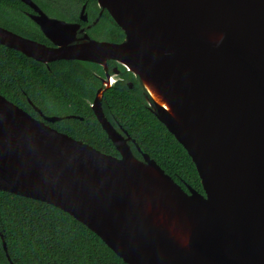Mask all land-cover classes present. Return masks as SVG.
<instances>
[{"label":"water","instance_id":"95a60500","mask_svg":"<svg viewBox=\"0 0 264 264\" xmlns=\"http://www.w3.org/2000/svg\"><path fill=\"white\" fill-rule=\"evenodd\" d=\"M22 1L36 8L31 17L55 46L1 24L0 44L48 66L104 65L108 78L92 108L120 156L46 123L62 117L33 104L39 119L0 92V190L68 212L127 264H264V0H97L124 31L121 43L83 40L80 24ZM108 59L140 78L204 192L186 190L108 119L103 94L117 80Z\"/></svg>","mask_w":264,"mask_h":264},{"label":"trees","instance_id":"16d2710c","mask_svg":"<svg viewBox=\"0 0 264 264\" xmlns=\"http://www.w3.org/2000/svg\"><path fill=\"white\" fill-rule=\"evenodd\" d=\"M36 1L50 14L63 16L58 5L51 4L52 0ZM68 1L77 9L84 2ZM23 7L28 8L21 0H0V24L24 36L44 40L45 36L22 11ZM63 17L67 18L66 15ZM114 26L122 38L121 27L115 23ZM100 68L87 61L65 59L48 66L0 44V92L3 95L37 118L40 114L33 104L46 115L63 116L61 120L49 123L103 152L119 156L91 107L97 89L102 85L93 70L104 74ZM123 76L124 80L103 94L106 116L124 127L141 149L186 190L191 186L204 192L191 156L149 107L140 82L127 70ZM127 81L135 82L132 89L127 86ZM68 115H79L84 119ZM132 147L141 157L135 144L132 143ZM1 235H4L14 264H127L94 231L68 212L47 202L2 190L0 264H9Z\"/></svg>","mask_w":264,"mask_h":264},{"label":"flooded vegetation","instance_id":"af4514ba","mask_svg":"<svg viewBox=\"0 0 264 264\" xmlns=\"http://www.w3.org/2000/svg\"><path fill=\"white\" fill-rule=\"evenodd\" d=\"M33 1L38 5V7H40L42 9V11H44L50 17L58 18V19H61V20H65L67 22H72V23H78V24H80V28L78 30V36H79V38L80 37H83V40L84 39L85 40H88V38H85L84 37L86 34L91 39H95V40H98V41H107V42H112V43H121V42H123L125 40V33H124V36L122 38L119 36V34L117 33V30H116V28L114 26V23L117 24L116 21L113 19V17L111 16V14L109 13V11L107 9H102V7L99 5V3H98L97 0L96 1L84 0V2L81 3V6H79L80 8H78V9L77 8H74L68 0H61V1L52 0V3L51 4H54V5L57 4L58 7H59V9H60L59 11L63 14V16L66 15L67 18H65L63 16H58V15L50 14L36 0H33ZM23 3L29 9L23 7L22 8V11L29 18H31L34 21V19L31 17V15H33V14L34 15H37L38 14V12L36 11V8L32 7L31 5H29L28 3L24 2V1H23ZM84 8H85V10L83 12V9ZM84 15H87V20H84L82 18V16H84ZM113 21H114V23H113ZM35 24H37V23L35 22ZM37 26L40 29V31L42 32L40 26L38 24H37ZM113 34H114V36H113ZM43 35H44V33H43ZM44 38H45L44 40H41L39 38H37V39L32 38V39H35V40L40 41L42 43H45L48 46H55V44H54L53 41H51L50 39H48L46 36ZM60 60H62V59H60ZM52 62H54V61H52ZM87 62H89V61H87ZM90 63H94V64H97V65H100L101 66L100 69H103L104 70V74H101V73H99L96 70H93L94 73H95V75L98 76L100 78L101 82H102V85L97 89V92H98V90L101 87H103V81H104V79L108 78L107 77V74H106V67L104 65H102V64H98V63H95V62H90ZM106 63H107V69H108V72H109L110 76L111 75H116V77H117L116 83L118 81L124 80L123 74H125V70H127V71H129V70L123 64L119 63L115 59H108ZM129 72H131V71H129ZM133 75L136 77V79L140 82L141 86L143 87L140 78L138 76H136L134 73H133ZM132 83H133V86L131 87V84ZM126 84H127V86L130 89H132L134 87L135 82L134 81H127ZM97 92H96V95H97ZM96 95H95V98H96ZM144 96H145V90H144ZM145 98H146V96H145ZM93 102H94V100H93ZM148 105H149V103H148ZM91 107H92V104H91ZM50 116H52V115H50ZM56 116H58V115H56ZM68 116H70V115H68ZM72 116H79V115H72ZM60 117L63 118V116H60ZM80 117H82V116H80ZM39 119H43V116L40 115V118ZM81 119H84V117H82ZM108 119L111 121V123L121 133L125 134V130L126 129L124 127H122L117 121H116V123H114L109 117H108ZM49 122H51V121H46V123H48L49 125H51ZM51 123H54V122H51ZM130 143L132 144L133 142L130 141ZM119 156H120V153H119ZM141 157H142V155H141ZM9 264H10V261H9Z\"/></svg>","mask_w":264,"mask_h":264},{"label":"bare ground","instance_id":"6f19581e","mask_svg":"<svg viewBox=\"0 0 264 264\" xmlns=\"http://www.w3.org/2000/svg\"><path fill=\"white\" fill-rule=\"evenodd\" d=\"M154 92V91H153ZM154 95H156L157 96V94L156 93H154Z\"/></svg>","mask_w":264,"mask_h":264}]
</instances>
